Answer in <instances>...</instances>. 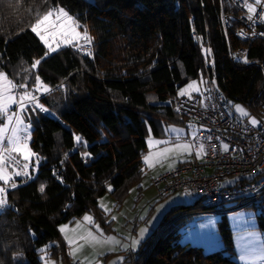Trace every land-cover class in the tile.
Wrapping results in <instances>:
<instances>
[{"label":"trees","instance_id":"16d2710c","mask_svg":"<svg viewBox=\"0 0 264 264\" xmlns=\"http://www.w3.org/2000/svg\"><path fill=\"white\" fill-rule=\"evenodd\" d=\"M61 7L87 30L90 54L72 45L49 52L32 31L38 14ZM221 7V0H0V72L33 94L37 75L49 89L36 94L46 110L28 102L22 112L36 158L30 178L5 192L0 264H42V255L71 264L59 226L85 213L109 232L98 199L111 187L119 205L140 184L147 127L158 136L161 123L185 124L174 102L188 82L213 79L224 100L248 110L264 100V40L226 34ZM238 48L244 60L232 62L229 49ZM206 211L197 199L168 210L133 264H238L225 216L217 222L222 250L179 243L183 219Z\"/></svg>","mask_w":264,"mask_h":264},{"label":"rangeland","instance_id":"374dc122","mask_svg":"<svg viewBox=\"0 0 264 264\" xmlns=\"http://www.w3.org/2000/svg\"><path fill=\"white\" fill-rule=\"evenodd\" d=\"M75 24H77L76 21ZM76 32H79L80 36L84 34L79 27L76 28ZM69 38L71 39V43H67L61 35L57 34L55 38L48 36V41L49 45L56 50L67 45L76 47L79 37L71 38V34H69ZM46 46L48 48V45ZM202 54L206 59V64L208 66L211 65L210 57L208 61V54L210 55L209 49L202 48ZM190 84L193 85L191 88L188 87ZM207 84L215 88L213 79L210 80L208 77L199 76L180 88L177 95L191 96L199 94ZM182 90L183 94H181ZM32 91L36 94L44 92L43 89L35 91V88ZM15 92L16 90L13 89L11 94L19 101V96L23 92L20 95H16ZM36 94L34 95L37 96ZM23 109H21L19 102L14 103L10 106L8 115H12L14 111H19L17 115L20 116L22 121L19 133L25 132L29 134L31 127L23 120ZM245 110L249 112L248 109ZM237 113L240 115L239 112ZM6 122V118L3 114H0V124ZM13 123H15L14 120ZM160 128L161 133L158 136H154L147 127V148L142 156L144 176L138 185L141 188V193L139 194L138 192V186H133L129 189L128 195L123 199L121 204L116 205L110 195L111 190L109 188L111 187H108V192L98 199V207L107 217L105 224L110 229L109 232H106L105 227L100 223L95 222L90 213H85L81 218L59 226V231L68 247L67 253L71 264H133L132 259L137 256L142 243L153 231L159 228L165 213L174 206L191 204L197 198L196 196L177 193L167 195L161 199L156 198L154 181L162 173L176 167L180 163L193 159V152L198 160L202 156V152H200L201 145H191L185 141L192 134L189 129V122H185L184 125L161 123ZM176 138H180L181 140H176ZM149 140L161 141L162 143H154L150 148ZM185 144L189 145L188 151L177 150L175 148L176 145ZM27 149L29 153L28 160L24 159L25 153L21 152L17 153L18 157L13 153L14 159L7 162L6 171L12 178L8 183L0 181V187L5 188V192L13 188L11 186L12 183L16 184L17 177L21 176L12 175L15 171L26 172V176L28 177L25 176L24 178H30L29 171L32 169L36 157L29 150L28 143ZM164 149H172V151L164 155H156L163 152ZM150 152L152 153L149 160L151 166L144 161V157L149 155ZM198 152L200 153L199 156H197ZM25 164L28 165L26 169L24 168ZM253 177L251 175V178ZM0 196H2V193H0ZM102 204L108 211H105V207H101ZM230 205L228 204V206ZM86 215L92 217L91 223L84 220ZM222 216H225L231 232L232 244L235 251L233 259L238 264H264V260L260 258L264 255V231L258 229V216H264V196L248 207L231 209L224 212H197L185 217L183 225L179 229V243L201 247L205 254L222 250L224 245L217 227V222L221 220ZM97 226L99 227V232L96 230ZM61 227H64L63 232L61 231ZM89 231L97 237L96 242H85L84 239H81V237H86ZM65 237L68 239H65ZM108 237H113L114 240L109 241ZM69 240L73 241V243L69 244ZM133 241H137V243L133 245ZM74 250L75 254H70ZM41 259L42 264H66L62 261L55 262L43 255Z\"/></svg>","mask_w":264,"mask_h":264},{"label":"built area","instance_id":"2783aa9c","mask_svg":"<svg viewBox=\"0 0 264 264\" xmlns=\"http://www.w3.org/2000/svg\"><path fill=\"white\" fill-rule=\"evenodd\" d=\"M247 4L254 11L249 12L245 0H221L222 28L240 41L264 40V0H247ZM82 36L75 48L88 55L92 42ZM229 59L242 62L244 50L229 49ZM229 102L210 84L199 94L175 99V112L190 123L192 134L185 141L203 146V151L199 160L193 152V159L162 173L154 181L156 198L175 193L196 196L206 209L224 212L251 206L264 196V100L257 98L248 116H240L236 104ZM252 118L258 121L255 126L250 123ZM19 135L29 142L28 133Z\"/></svg>","mask_w":264,"mask_h":264},{"label":"snow or ice","instance_id":"6c2138e0","mask_svg":"<svg viewBox=\"0 0 264 264\" xmlns=\"http://www.w3.org/2000/svg\"><path fill=\"white\" fill-rule=\"evenodd\" d=\"M246 7L248 8L249 12L254 11L253 6L251 4H247ZM256 3H260V0H256ZM264 18V17H262ZM248 19L251 20L252 16L249 15ZM79 25L75 24V21L72 16L69 15L67 11H65L64 8H53L49 9L45 13L38 14V18L36 19L35 24L32 25V31L35 32L40 39L48 45L49 52L55 51L56 49L53 48L51 45H49L48 36H51L55 38L57 34L61 35L67 43H71V39L69 38V34H71V38H77L80 37V33L76 32V28H78ZM82 39L86 42H91V37L88 36L87 30H84V34L82 36ZM90 54V53H89ZM47 55V53H45ZM40 63V60H36L32 64V68H36V66ZM193 85H188L189 88H191ZM15 88L25 89L23 93L19 96V101L11 94L12 90ZM43 89L44 92L49 91L46 85L43 84L40 77L37 75L35 79V91H40ZM181 94H183V90L181 91ZM20 104L21 109L24 108V105L28 102H35V107L40 108L42 111L46 110L44 109L43 105L39 104L37 101V98L32 95L31 92L27 91V85L26 84H14L11 80L7 78V76L0 72V114H3V116L6 118L7 122L0 124V181H4L5 183H8L11 180V175L8 174L6 171L7 169V162L14 159L13 153H25L24 159H29V153L27 149V137L21 138L19 135L20 132V125L22 124V121L20 119V116L17 114L8 115L10 106L14 103ZM230 103V102H229ZM235 110L240 113L241 116H248V112L241 107L240 105H235ZM13 120L15 123H13ZM250 123L252 125H256L258 121L255 118L250 119ZM75 139L77 142L81 141V137L76 136ZM159 144L162 143L161 141H152L149 140V147L151 148L153 144ZM175 148L177 150L182 151H188L189 145H176ZM227 150V149H225ZM172 151V149H164L163 152L157 153L156 155H164L168 152ZM203 151V146L200 148V152ZM7 154V155H6ZM199 152L197 153V156H199ZM84 155H88V153H84ZM152 156V153L150 152L149 155L144 157V161L146 164H149L150 157ZM151 166V164H149ZM28 167L27 164L24 165V168L26 169ZM12 175L19 176V175H27L26 172H20L15 171ZM13 188L16 187L15 183H12L11 185ZM111 190V188H109ZM40 191H44V186L41 185ZM5 188L0 187V193H4ZM6 203V200L0 196V207H2ZM101 207H105L103 204ZM105 211H108V209L105 207ZM115 219V217H113ZM85 221L92 222V217L85 216ZM97 232H99V227L97 226ZM61 231H64V227H61ZM102 235V233H101ZM65 239H68L65 237ZM81 239H84L85 242L88 241H97V237L93 235L91 231L87 233L86 237H81ZM109 241L114 240L113 237L107 238ZM118 243V241H116ZM73 241L69 240V244H72ZM137 241H133V245H135ZM43 251V249L41 250ZM72 255L75 254V250L70 253ZM43 258V257H42ZM262 260H264V255L260 257Z\"/></svg>","mask_w":264,"mask_h":264},{"label":"crops","instance_id":"0c3cea01","mask_svg":"<svg viewBox=\"0 0 264 264\" xmlns=\"http://www.w3.org/2000/svg\"><path fill=\"white\" fill-rule=\"evenodd\" d=\"M14 90H16V89H14ZM16 95H20L21 94V92H17V90H16ZM14 155H16L17 156V153H14ZM18 157V156H17ZM26 175H21L20 177H17V179H23L24 177H25ZM2 196H3V198L5 199V192L4 193H2ZM5 205V204H4ZM4 205L2 206V207H4ZM2 207H0V210L2 209Z\"/></svg>","mask_w":264,"mask_h":264}]
</instances>
